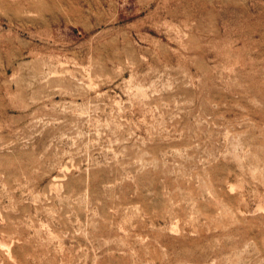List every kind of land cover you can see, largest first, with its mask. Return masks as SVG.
<instances>
[{"label":"rangeland","instance_id":"rangeland-1","mask_svg":"<svg viewBox=\"0 0 264 264\" xmlns=\"http://www.w3.org/2000/svg\"><path fill=\"white\" fill-rule=\"evenodd\" d=\"M0 264H264V0H0Z\"/></svg>","mask_w":264,"mask_h":264}]
</instances>
